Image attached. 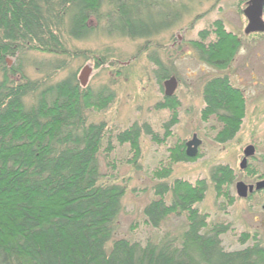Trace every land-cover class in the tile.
Returning <instances> with one entry per match:
<instances>
[{
	"label": "trees",
	"instance_id": "trees-1",
	"mask_svg": "<svg viewBox=\"0 0 264 264\" xmlns=\"http://www.w3.org/2000/svg\"><path fill=\"white\" fill-rule=\"evenodd\" d=\"M183 10L166 0H0V264H264L259 242L238 250L223 246L230 226L210 225L209 215L196 208L204 200L206 181L168 184L169 166L153 172L155 199L143 209L144 225L159 230L170 216H184L187 229L177 238L165 234L145 244L116 239L126 187L102 181L99 157L108 161L117 148L128 146L131 163L140 168L141 135L164 145L177 124L179 103L164 97L156 105L170 112L162 134L149 122L114 131L106 122L88 119L91 111L102 112L114 102L110 87L82 86L77 71L55 80L74 60L91 62L95 70L119 64L107 51L72 50L70 41L102 36L143 41L148 48L180 21ZM190 45L202 63L219 70L227 69L241 48L220 20L198 32ZM33 52L53 57L37 65L45 75L36 80L23 65ZM148 58L163 90L171 73L156 53ZM202 102V122L219 126L215 141H232L245 117L243 92L227 76L214 77L203 85ZM173 150V163L199 158H188L184 144ZM209 176L216 199L231 204L233 171L220 165ZM248 240L245 235L239 243Z\"/></svg>",
	"mask_w": 264,
	"mask_h": 264
},
{
	"label": "rangeland",
	"instance_id": "rangeland-1",
	"mask_svg": "<svg viewBox=\"0 0 264 264\" xmlns=\"http://www.w3.org/2000/svg\"><path fill=\"white\" fill-rule=\"evenodd\" d=\"M166 1L183 5L185 10L180 13V21L167 32L155 37L148 48H143V41L106 39L102 36H93L88 42L70 41L69 47L72 50H90L96 54L107 51L111 60L119 64L95 70L91 62L74 60L66 71L55 78L60 80L76 71L80 76L81 71L88 67L90 73L86 85L93 89L106 85L116 96L106 110L91 111L88 115L90 121L106 122L114 131H122L135 122H149L154 132L160 134L163 124L170 119V112L156 110V105L163 102L164 88L161 90L154 79V67L148 58L150 53H156L170 71L171 76L166 81L171 78L175 81L172 97L179 103L176 110L177 124L172 127L173 135L164 145H157L150 137L142 134L138 169L131 163L133 155L128 146L117 148L108 161L99 157L102 181L126 187L122 211L116 221L115 238L145 244L147 241L157 242L165 234L177 238L187 229L184 216H170L159 230L144 225L143 209L155 199L153 172L169 166L172 174L165 181L168 184L174 179L191 183L199 179L206 181L204 200L196 208L209 215L210 225L230 226L229 233L222 237L226 249L238 250L254 242L264 247V192L240 199L235 191L238 182L255 186L264 180V35L245 34L247 20L243 11L248 0ZM217 20L241 42L239 52L225 70L202 63L190 45V42L198 40V32L209 29ZM49 61H53L49 55L36 52L27 54L23 62L24 71L32 80L39 79L45 72L39 71L37 65ZM12 62L9 60L8 65L12 66ZM222 76H227L231 84L243 92L246 106L240 131L232 141L224 145L215 141L219 126L212 120L204 123L200 117L203 85L214 77ZM194 135L200 141L198 160L189 163L171 162L169 156L174 152L173 149L183 144L185 146ZM248 146H253L256 153L254 158L248 159L246 169L240 170L243 151ZM220 165L228 166L235 176L228 190L229 198H233L231 204L229 199H216L209 179L210 171ZM169 199L168 195L166 201L169 202ZM245 235H248L249 240L243 246L239 239Z\"/></svg>",
	"mask_w": 264,
	"mask_h": 264
},
{
	"label": "water",
	"instance_id": "water-1",
	"mask_svg": "<svg viewBox=\"0 0 264 264\" xmlns=\"http://www.w3.org/2000/svg\"><path fill=\"white\" fill-rule=\"evenodd\" d=\"M264 0H249L247 7L243 11V15L247 20V27L245 29V34H264ZM90 73V69L85 67L79 76V80L82 86H86L87 77ZM164 96L166 98H171L173 91L175 89V81L173 78L169 79L164 83ZM200 146V141L194 135L190 141L185 144V154L188 158L193 159L198 155V147ZM255 149L253 146H248L243 151V159L240 164V170H245L247 166V160L254 156ZM264 190V181H260L255 184V186H247L243 182H238L235 185V191L237 197L240 199L247 198L248 194H253Z\"/></svg>",
	"mask_w": 264,
	"mask_h": 264
},
{
	"label": "flooded vegetation",
	"instance_id": "flooded-vegetation-1",
	"mask_svg": "<svg viewBox=\"0 0 264 264\" xmlns=\"http://www.w3.org/2000/svg\"><path fill=\"white\" fill-rule=\"evenodd\" d=\"M255 149V148H254ZM255 153H256V150H255ZM255 153H254V156H255ZM254 156L252 157V158H254ZM252 158H250V159H252ZM243 159V158H242ZM248 161V160H247ZM248 169V168H247ZM261 181H264V180H261ZM245 185H247V186H253L252 184H245ZM262 192H264V190H261V191H259V192H255V193H253V194H248V196H247V198L248 197H250V196H252V195H254V194H257V193H262ZM246 198V199H247Z\"/></svg>",
	"mask_w": 264,
	"mask_h": 264
}]
</instances>
